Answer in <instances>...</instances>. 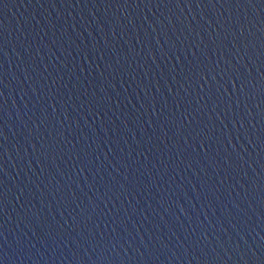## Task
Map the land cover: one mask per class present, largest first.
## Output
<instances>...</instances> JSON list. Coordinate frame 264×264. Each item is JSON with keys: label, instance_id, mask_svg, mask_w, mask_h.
I'll list each match as a JSON object with an SVG mask.
<instances>
[{"label": "water", "instance_id": "1", "mask_svg": "<svg viewBox=\"0 0 264 264\" xmlns=\"http://www.w3.org/2000/svg\"><path fill=\"white\" fill-rule=\"evenodd\" d=\"M0 264H264V0H0Z\"/></svg>", "mask_w": 264, "mask_h": 264}]
</instances>
